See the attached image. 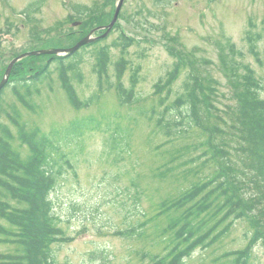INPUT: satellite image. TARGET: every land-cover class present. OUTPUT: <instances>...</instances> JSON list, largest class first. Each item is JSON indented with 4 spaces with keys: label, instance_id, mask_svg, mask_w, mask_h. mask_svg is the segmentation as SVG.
Wrapping results in <instances>:
<instances>
[{
    "label": "rangeland",
    "instance_id": "rangeland-1",
    "mask_svg": "<svg viewBox=\"0 0 264 264\" xmlns=\"http://www.w3.org/2000/svg\"><path fill=\"white\" fill-rule=\"evenodd\" d=\"M6 1L9 3L3 1L0 5V24L17 22L18 18H13L11 13L21 10L27 0ZM109 1L112 3L107 6ZM116 1L46 0L40 6V34L48 40L35 45L38 49L71 47L83 37L81 34L76 35L80 36L79 39L67 38L70 31H76L77 34L81 32L80 19L74 16L69 18L72 4H92L90 7L95 11L101 6V12L95 15L92 12L93 17L88 20L90 23L107 25ZM119 12L121 19H118L108 36L80 52L83 58L79 67L80 78L69 73L81 100L92 94L97 95L89 108H72L59 82L55 65L52 68V82L38 84V92L35 91L26 99L27 106L15 97L12 86L0 93V109L6 112L0 119L10 125L14 136L16 128L8 118V115L13 116L14 111L19 114V123L23 121L29 127L40 128L46 133L53 128H65L75 120L89 117L100 119V130L85 132L78 141L72 139L64 148L75 164V171L65 167V173L57 180L51 192L52 211L58 217V225L64 230L65 236L74 238L69 242L52 244L56 264H149L141 260L140 256L141 251L151 250L146 241L115 235L117 230L125 229L127 224L136 225L138 221L144 220L137 215L131 200L133 189L130 183L134 181L138 189L143 190L139 204L148 215L153 214L163 198L177 195L187 189L191 181L197 180V177L184 173L185 163L192 154H188L184 147L203 140L198 130L192 129L184 138L168 142L155 131L156 117L149 120L139 113L140 109L157 106L160 98L153 95L156 85L167 83V74L172 71L174 63L182 60L188 66L182 68L183 71L171 84V93L160 106V111L171 105L176 96L184 91L186 74L192 68L201 77L205 94L211 97L214 105L212 115L215 109L224 115L223 109H227V104L231 103L228 100L231 93L228 77L232 71L225 66L232 52L233 60L255 71L263 87L260 96L264 98V0H124ZM123 29L137 38L125 51H122L121 46L111 47L119 42V34L124 32ZM42 30H48L49 36L41 33ZM252 45L254 54L250 52ZM4 46L7 48L8 44ZM107 47L109 75L102 81L100 89L93 71L94 52ZM18 48L22 52L34 46ZM122 57L126 59L121 79L125 88H129L132 83L134 69H139L135 83L139 101L131 105H121L116 92L119 84L116 66ZM10 59L0 62V81ZM36 59V66H40V57ZM32 62L35 61H25L24 65L34 64ZM242 65L240 76L245 73ZM29 72L26 70L21 75H28ZM13 73L11 77L16 78L14 69ZM183 108L186 106L183 105ZM108 126L111 128L106 132ZM116 126L127 131L129 154L121 150L124 140H107ZM122 133L126 134L125 131ZM17 144L14 139V145ZM23 150L26 151L25 148ZM174 155H178L179 159L171 163L170 172L157 177V168L169 162ZM251 239L252 230L248 222L236 220L218 241L206 249L193 252L185 264H232L235 252L248 247L251 264H264L262 241L253 242ZM5 249L7 246L0 245V251ZM155 250L152 249L153 252Z\"/></svg>",
    "mask_w": 264,
    "mask_h": 264
},
{
    "label": "trees",
    "instance_id": "trees-1",
    "mask_svg": "<svg viewBox=\"0 0 264 264\" xmlns=\"http://www.w3.org/2000/svg\"><path fill=\"white\" fill-rule=\"evenodd\" d=\"M75 12L82 19L81 32L70 31L68 40L79 39L81 34L100 25V22H89L86 6L79 5ZM44 32L49 36L48 30ZM42 40L48 39L40 35ZM135 40L121 34L119 43L111 47L121 46L125 51ZM87 47L72 56H40V66H36L37 62L30 65L18 62L14 67L16 78L12 77L14 79L10 83L12 92L27 106L26 99L38 91V84L52 82L55 65L71 106L76 110L89 108L97 95L81 100L69 76L73 73L80 78L79 67L83 63L80 52ZM250 52L255 53L254 45ZM233 53L225 66L232 73L228 77L231 85L228 100L231 103L223 109L224 115L218 109L212 115L214 105L211 97L205 94L201 77L192 68L186 74L184 91L176 96L174 104L170 103L160 111V106L171 93V84L182 68L188 66L182 60L174 63L172 71L167 74V83L156 85L153 95L160 98L157 106L139 110L149 120L156 117L155 131L168 142L184 138L192 129L198 130L203 137V140L184 147L188 154L192 153L185 163L184 173L197 177V180L191 181V185L177 195L163 198L153 214L148 215L139 204L143 190H139L134 181L130 183L133 189L131 200L137 215L144 220L136 225L127 224L115 235L146 241L151 250L141 251L140 256L149 264H185L195 250L206 249L218 241L236 220L247 221L252 230L251 241H262L264 245V98L260 96L263 87L248 65L241 64L245 73L239 75L241 65L233 60ZM94 55L93 71L101 88L102 81L109 75V47L96 50ZM125 65L126 59L122 57L116 66L119 81L116 92L121 105H130L139 101L135 92L139 69H134L132 83L125 88L121 82ZM26 70H31L30 74L21 75ZM164 90H167L165 94ZM183 105L186 108L182 109ZM13 113L8 117L16 128V136L12 134L10 125L0 119V245L7 246L0 251V264H56L52 244L73 239L65 236L58 225V217L52 211L51 192L57 180L65 173V167L75 171V164L64 148L72 139L78 141L85 132L100 130V119L75 120L65 128H53L46 133L40 128L29 127L23 121L19 123L18 112ZM3 114L6 112L0 109V118ZM109 128L106 127V132ZM127 138V131L116 126L107 140H124L121 150L129 154ZM177 158L178 155H174L169 162L160 165L156 176L170 172V165ZM152 249H156L155 252ZM249 250L248 247L235 252L232 264H251Z\"/></svg>",
    "mask_w": 264,
    "mask_h": 264
},
{
    "label": "flooded vegetation",
    "instance_id": "flooded-vegetation-1",
    "mask_svg": "<svg viewBox=\"0 0 264 264\" xmlns=\"http://www.w3.org/2000/svg\"><path fill=\"white\" fill-rule=\"evenodd\" d=\"M9 3L6 0H3ZM0 1V5L3 3ZM92 4L89 5L88 15L92 18L96 12L92 10ZM108 6V5H107ZM20 14L25 16V22H4L0 24V62L6 61L13 55L20 52L18 47L35 44V40H40V0H27L24 7L19 10ZM92 16V17H91ZM36 32L37 38H34ZM4 44H8L6 48ZM6 48V49H3Z\"/></svg>",
    "mask_w": 264,
    "mask_h": 264
},
{
    "label": "water",
    "instance_id": "water-1",
    "mask_svg": "<svg viewBox=\"0 0 264 264\" xmlns=\"http://www.w3.org/2000/svg\"><path fill=\"white\" fill-rule=\"evenodd\" d=\"M124 0H119L116 6V10L113 16L112 21L110 22V24L108 26H106L104 29L105 32L100 36V37H105L109 31L111 30V28L113 27L114 23L117 20L120 8L123 4ZM103 27H99L93 31H91L87 36H85L84 38H82L81 40H79L77 43H75L72 47L69 48H48V49H41L39 51H33V52H28L26 54H23L15 59H13L10 64L8 65L4 77L0 82V89L7 83L8 81V76L10 74V71L13 67V65L16 63V61H18L21 58H24L26 56H31V55H55V56H65V55H71L73 53H75L77 50H79L82 46L87 45L91 42H93L96 38L92 37V33L96 30H102Z\"/></svg>",
    "mask_w": 264,
    "mask_h": 264
}]
</instances>
